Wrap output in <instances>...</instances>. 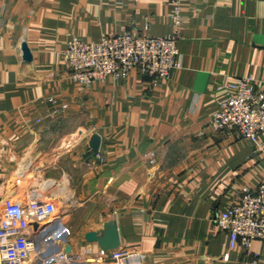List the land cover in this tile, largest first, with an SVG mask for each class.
Listing matches in <instances>:
<instances>
[{"label":"crops","instance_id":"obj_1","mask_svg":"<svg viewBox=\"0 0 264 264\" xmlns=\"http://www.w3.org/2000/svg\"><path fill=\"white\" fill-rule=\"evenodd\" d=\"M172 1L0 0V214L36 191L55 195L62 221L34 264L67 247L72 264H264L263 239L231 247L217 222L261 183L264 154L210 125L227 84L252 75L264 87V0H184L167 79L134 69L82 86L63 57L74 36L168 35ZM106 223L120 245L100 261L85 234Z\"/></svg>","mask_w":264,"mask_h":264},{"label":"built area","instance_id":"obj_2","mask_svg":"<svg viewBox=\"0 0 264 264\" xmlns=\"http://www.w3.org/2000/svg\"><path fill=\"white\" fill-rule=\"evenodd\" d=\"M183 3L172 1V29L166 36L124 30L96 40L70 38L63 57L72 79L91 86L108 79H125L134 69L157 79L169 78L178 65ZM227 88L210 117L211 127L215 131L233 130L237 138L253 143L255 152L264 154V142L259 140L264 133V87L257 86L256 77L244 75ZM95 156L105 161L99 151ZM61 222L55 195L32 191L26 202L5 198L0 214V264H34V257L46 252L42 245L53 238L51 233ZM217 222L229 235L231 247L250 249L254 240H264V178L256 189L245 187L238 201L219 213ZM106 255L102 250L95 259L103 261ZM79 259V255L62 249L44 257L41 264H72ZM245 264H260V259L252 257Z\"/></svg>","mask_w":264,"mask_h":264},{"label":"water","instance_id":"obj_3","mask_svg":"<svg viewBox=\"0 0 264 264\" xmlns=\"http://www.w3.org/2000/svg\"><path fill=\"white\" fill-rule=\"evenodd\" d=\"M90 146L94 152L99 150L100 136L96 133L91 138ZM64 240L66 237H62ZM85 238L89 242H97L103 250L115 249L120 245V233L118 227L114 223H106L105 230L102 235L98 231L90 230L85 234ZM66 251H70L67 247Z\"/></svg>","mask_w":264,"mask_h":264},{"label":"rangeland","instance_id":"obj_4","mask_svg":"<svg viewBox=\"0 0 264 264\" xmlns=\"http://www.w3.org/2000/svg\"><path fill=\"white\" fill-rule=\"evenodd\" d=\"M67 63V62H66ZM70 69V68H69Z\"/></svg>","mask_w":264,"mask_h":264}]
</instances>
